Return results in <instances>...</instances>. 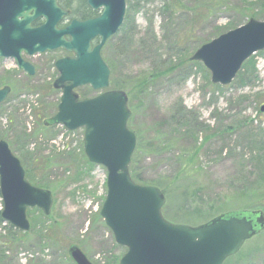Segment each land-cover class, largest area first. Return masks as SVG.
<instances>
[{
    "label": "rangeland",
    "instance_id": "1",
    "mask_svg": "<svg viewBox=\"0 0 264 264\" xmlns=\"http://www.w3.org/2000/svg\"><path fill=\"white\" fill-rule=\"evenodd\" d=\"M195 2L180 0L176 8L181 13L174 14L165 12L168 0H141L140 11L131 15L123 31L102 50L111 79L128 86L123 90L128 94L132 112L128 125L136 135L137 144L140 140L143 147L154 145L160 137L159 125L165 123L161 122L167 119L171 107L180 102L188 111L198 114L199 121L210 126L209 129L220 132L201 150L199 161L190 165V177L186 178L192 185L198 182L196 188L201 189L195 198L183 201L185 183L172 186L174 192L170 195V191L161 190L166 198L165 205L169 203V215L178 217L172 223L190 226L204 224L214 216L212 209L217 211L229 205L239 210L242 205L264 203L256 197L264 196V182H259L264 172L258 170V177L250 175L255 170L250 161L253 145L250 146L247 138L249 128L237 127L239 120L246 119L254 132L261 128L264 134V114L260 112L264 104V52L252 57L257 77L248 80L246 85L240 84V75L230 86L214 85L203 64L191 61V56L201 46L220 36L216 35L221 29L242 26L252 15L261 17L264 4L257 0H217L220 10L214 15L204 11L193 29V22L185 12ZM259 20L264 21L263 18ZM131 29L137 35L128 40L124 31ZM148 31L157 39L151 50L140 44ZM146 42H149V35ZM66 56L63 51L56 52L53 57L50 54L25 56L36 67L33 77L20 71L14 60L0 59V87L7 84L12 88L9 99L0 107V135L5 136L14 155L37 180L30 178L31 183L49 189L54 197L50 216L41 212L42 217L41 213L28 210L29 232H21L3 220L0 264H75L69 256L73 246L79 247L93 264H120L128 251L117 244L101 217L108 194V171L103 166L87 163L84 129L69 132L63 127L44 126L46 119L57 110H49L50 106L61 98V92L53 88L59 76L53 66ZM140 80H147L143 92L135 90L133 93L132 88ZM89 89L78 92H85L88 98L99 95ZM202 138L199 135V142ZM181 150L178 144L168 154L160 148V153L152 151L141 156L135 166L140 177L166 184L178 170L173 155L177 156ZM240 170H244L246 182L254 188L255 196L232 192V179ZM229 195L232 196L226 202L224 197ZM224 264H264V232L248 241Z\"/></svg>",
    "mask_w": 264,
    "mask_h": 264
},
{
    "label": "water",
    "instance_id": "2",
    "mask_svg": "<svg viewBox=\"0 0 264 264\" xmlns=\"http://www.w3.org/2000/svg\"><path fill=\"white\" fill-rule=\"evenodd\" d=\"M88 5L100 15L75 19L61 29L59 24L70 12L58 0H0V59H13L20 70L34 76L36 68L24 60V54L34 57L64 50L73 55L55 64L59 77L54 88L62 91V97L45 126H62L71 132L84 129L89 162L107 169L108 194L100 214L117 244L128 249L120 264H224L264 230V213L232 212L197 227L165 219L163 192L139 185L131 177L137 138L128 128L132 114L128 95L105 91L110 88L111 71L102 50L123 27L127 0H88ZM40 18L45 24L33 27ZM96 39L99 43L93 46ZM259 52H264V21L251 19L201 46L191 60L203 64L212 84L226 87ZM87 86L101 94L80 100L75 90ZM10 92V87L0 90V104ZM260 112L264 114V105ZM0 191L2 218L22 232L30 230L28 209L51 214L52 192L28 181L4 140H0ZM70 255L76 264H92L77 246L71 247Z\"/></svg>",
    "mask_w": 264,
    "mask_h": 264
},
{
    "label": "trees",
    "instance_id": "3",
    "mask_svg": "<svg viewBox=\"0 0 264 264\" xmlns=\"http://www.w3.org/2000/svg\"><path fill=\"white\" fill-rule=\"evenodd\" d=\"M60 5L71 11V20L72 19H79L81 21L93 18L97 15L96 12L92 11L88 4H87V0H58ZM257 2H261L264 4V0H257ZM140 3L141 0H128V10H127V14H126V19H125V24L129 23L131 15L134 14L135 12L140 11ZM180 3V0H168V5L166 6L165 4V12H170V13H181L179 9H177L176 5ZM196 5V6H195ZM197 5H199L197 7ZM253 6L256 7V5L253 3ZM187 9V8H186ZM199 9V11H198ZM210 14V15H214L218 10H220V4H217V0H196L195 3H193V5L191 6V9L189 8L188 11H186L185 13L188 14L189 17V21H192V25H193V29L196 28L197 25H195L196 22H200V19L203 17L204 15V11H206ZM198 12V13H197ZM197 13V14H196ZM173 15V14H172ZM261 17L259 16H255L252 15L250 16L251 19H262L264 20V10L262 9V12H260L259 14ZM124 24V25H125ZM232 26V27H230ZM229 27L223 28L220 30V32L217 33L216 36L221 35L224 32L230 31L231 28H233V25H230ZM124 28V27H123ZM123 28L120 31H123ZM127 28V27H126ZM238 28V26L236 25L233 29ZM125 32V36L127 37V39H131L132 37H135V35H137V33L135 32V30H130L128 32ZM120 33V32H119ZM153 34V35H152ZM149 35V42H146V38ZM116 37V36H115ZM114 37V38H115ZM114 38H112L110 41H112ZM157 39L155 38V35L152 31H148L146 34L145 38H141V46L151 50L153 47H155V41ZM109 41V42H110ZM153 53V51H152ZM50 56H54V54H50ZM197 65H199L198 63H196ZM250 66L252 67V70H250ZM113 70V67H111ZM113 74H114V70H113ZM257 72L255 71V68L253 66V60L252 58L246 62V64L244 65L239 78L240 84L246 85L248 80H250L251 78H255ZM146 81L147 80H140L139 83H137L136 87L132 88L133 93L136 91L135 90H140V92L142 93L143 88L146 85ZM7 84H5L4 86H6ZM127 84L122 83L121 81L119 82L118 79H111V88L114 90H125L126 89ZM1 88V87H0ZM219 88V87H218ZM131 89V88H130ZM220 89V88H219ZM53 91V90H52ZM90 92H92L91 89H89ZM82 99H87V95L85 94V92H81L80 94ZM56 105L58 106V103L50 106V109L52 111V109H57ZM2 107V106H0ZM48 110V111H49ZM47 110H45V112H48ZM169 115L167 117V119L165 121H162L161 123L164 124H160L158 131L160 133V137L157 138V141L155 142V144H148L147 146L143 147V145L141 144V141H138L137 144V148L136 151L132 157V163L130 166V172H131V176L132 178L139 184L142 185H150V184H155V186L159 187L161 190H163L162 188H164L167 191H170L169 195L171 193L174 192L173 187L177 184L180 183H185L187 184V186H183L182 189V199L183 201L186 203L188 202L192 197L195 198V196L197 195V193L201 190L200 188H196V185L198 184V182H195L194 185L190 184V182H188V178L186 177H190L189 174V169H190V165L196 164L199 159H200V154H201V150H204V148L210 144V142L217 137V135L220 132H217L216 130L213 129H209L210 126H205L207 124H205L204 122H200L199 119L200 117L198 116V114H196L195 112L192 111H188L180 102V104H175L173 107H171V109L169 110ZM249 124L246 119H241L237 122V127L242 128V127H247L249 128L248 132H247V138L250 140V146L253 145V150L250 152V161L251 163L254 165V170L255 172H252L250 175L251 176H255L256 172L258 173V170L260 172H264V134L262 129L260 128L257 132H254L250 127ZM163 128V130H162ZM162 130V133H161ZM229 130V129H228ZM199 135L203 136L202 140L199 142ZM205 135V136H204ZM0 139L5 140V136L2 137V135H0ZM180 144V147H182V150L180 153H178V155L176 156L175 154L173 155V159H175L179 165H177L178 170L177 172L174 173L173 176H171L172 178H170V180L168 182H166V184H164L165 182H161V181H146L143 180L137 169H136V162H138V158H140L141 156L146 155L148 152H152L154 151V153L158 152L160 153V148L162 149V151L166 154L171 153L174 148ZM143 147V148H142ZM62 157H64V154H61ZM90 166H92V164H90L89 162H87ZM183 165V166H182ZM259 168V169H258ZM241 169H243L241 167ZM84 173V172H83ZM26 175L28 179H33V181H37L33 178L32 174L26 170ZM48 176V173L44 174V177L46 178ZM259 175H256V177H258ZM237 181H239L241 184L237 183ZM264 182V176L263 178H261V180H259V182ZM31 182V181H30ZM160 182V183H159ZM33 183V182H32ZM247 183V184H245ZM36 186H39L36 183H33ZM164 184V186H163ZM250 183L246 182V177L244 176V170H240L237 172V174L233 177L232 179V192L236 193L237 195H241L240 192H243L244 194H250V195H254V188L249 186ZM42 186H44V183H42ZM165 193V192H164ZM233 195V194H232ZM232 195H229L227 197H224V199H226V202L229 201L228 198H230ZM258 199L260 200H264V196H256ZM168 207H169V203L167 205H165L164 209H163V213L164 216L171 222H176L178 220L177 216H170L169 212H168ZM2 201H1V192H0V225L3 222L2 219ZM232 207L227 205L225 207H223L222 209L220 208L217 211H214L212 209V214H214V216L208 218V221H210L211 219L221 215V214H226L229 212H240V211H262L264 212V210L262 208H264V203L257 201L256 204L250 203V204H246V205H242L241 208L242 209H231ZM231 209V210H230ZM38 212V214H40L41 212L39 211H35ZM32 213V212H31ZM42 215V213L40 214V216ZM42 217H44L42 215ZM1 248V246H0ZM1 252V250H0Z\"/></svg>",
    "mask_w": 264,
    "mask_h": 264
},
{
    "label": "flooded vegetation",
    "instance_id": "4",
    "mask_svg": "<svg viewBox=\"0 0 264 264\" xmlns=\"http://www.w3.org/2000/svg\"><path fill=\"white\" fill-rule=\"evenodd\" d=\"M98 15H100L99 13H98ZM97 15V16H98ZM97 16H95V17H97ZM43 23H44V20L43 19H38V20H36L34 23H33V26L34 27H39V26H41V25H43ZM86 255V254H85ZM69 256H70V259L75 263V261L72 259V257H71V255H70V251H69ZM87 256V255H86ZM76 264V263H75Z\"/></svg>",
    "mask_w": 264,
    "mask_h": 264
},
{
    "label": "bare ground",
    "instance_id": "5",
    "mask_svg": "<svg viewBox=\"0 0 264 264\" xmlns=\"http://www.w3.org/2000/svg\"><path fill=\"white\" fill-rule=\"evenodd\" d=\"M130 120V119H129ZM128 124H129V121H128Z\"/></svg>",
    "mask_w": 264,
    "mask_h": 264
}]
</instances>
